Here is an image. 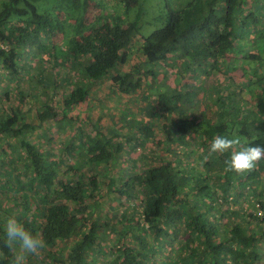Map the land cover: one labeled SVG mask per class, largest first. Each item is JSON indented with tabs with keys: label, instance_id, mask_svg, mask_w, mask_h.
<instances>
[{
	"label": "trees",
	"instance_id": "1",
	"mask_svg": "<svg viewBox=\"0 0 264 264\" xmlns=\"http://www.w3.org/2000/svg\"><path fill=\"white\" fill-rule=\"evenodd\" d=\"M65 3L75 16L56 11ZM164 70L174 87L158 81ZM27 73L29 84L13 83ZM0 76V264H264V159L236 173L225 171L231 150L208 151L217 135L264 147V0H5ZM142 87L146 122L129 111ZM201 90L209 104L195 103ZM113 94L129 100L122 139L92 117H65L72 136L41 145L64 127L54 104L65 112ZM157 105L161 160L128 173ZM8 216L43 247L6 246Z\"/></svg>",
	"mask_w": 264,
	"mask_h": 264
},
{
	"label": "rangeland",
	"instance_id": "2",
	"mask_svg": "<svg viewBox=\"0 0 264 264\" xmlns=\"http://www.w3.org/2000/svg\"><path fill=\"white\" fill-rule=\"evenodd\" d=\"M3 1H5V0H0V8H1V5H2ZM50 6H51V4H50ZM60 10L61 11H66L67 13H71L74 16H75V14L77 12L76 9L73 8V6L67 5L66 3L60 5L56 9V11H60ZM89 11L90 10H88V12ZM58 40H61V38L58 39ZM134 51L135 50H132L133 53H134ZM36 61H38V60H36ZM36 61L33 64H35ZM42 61H43V59H42ZM129 63H131V60H129ZM62 66H63V68H62L61 72L65 73L66 69L64 68V66H67V62L64 61L62 63ZM128 68H129V66L125 65L123 67L122 71L128 70ZM74 71L75 70L72 69V73L71 74H73ZM165 71L168 72V73H166ZM164 74L167 75V77L165 78V84H167V85H169L171 87H174V84L172 82L173 73H172V75H169V71L168 70H164V71H161L159 73L158 81H160V82L163 81L162 78H163ZM28 76H29V73H27L25 75V77H17L16 81L14 80L13 83H16L18 85L20 83H27L28 82ZM0 78H1V76H0ZM6 79L7 78H5V80L3 79L2 81H0V89L2 88L1 87L2 83H6ZM36 81H37V79L32 81L31 83H33V82L35 83ZM109 82L110 81L107 80V79L106 80H101L100 83L96 87L98 89H96L95 93L97 95H100L101 92H102V87H107L108 84H110ZM27 84H29V83H27ZM179 88L184 90V88H181V87H179ZM201 88H204V85ZM191 89H193V87ZM143 90H144V87H142V89H140V90H137L138 91V98L141 96ZM59 91L61 93H63L62 92V87L59 88ZM201 91L202 92H201V94L198 95V99L195 100L197 102H195V103H197L198 105H200L202 103L209 104L210 101L212 100V97H209L208 94H205L203 92V90H201ZM178 92H180V91H178ZM26 96L30 98V101L36 100V94L33 97V95H29V93H26ZM116 96H117L116 94L109 95L107 97L108 99L101 100L100 104H99V102H97V100H92V102L89 103V104H91V107L87 106V105H89V104H87V102H81V104H78L74 108L69 109L68 111H65V112L61 111V110L60 111H58V110L56 111V106L54 104V106L51 109V111L54 113V119L59 121L61 124H63L64 127L58 128V129L56 128L55 131L51 130L53 132V135H52V139L50 141L51 142L50 144L48 142L46 143L45 140L42 141V139H40L39 142L42 143L41 145L52 146L53 150H56V147L58 148L59 144L62 145L64 142H66V140L69 137L72 136L71 134H73L75 130L69 129L68 127H66L68 121L65 120V117L67 119L71 120V121H73L76 118H78L79 120H84V119H86V117H92L94 119L95 123L97 124L98 128L99 127L101 128V126L104 127L105 130L107 131V133H110L111 129L116 128L118 130V132H120L119 133L120 134L119 137H121V138H118V139H122L123 138V133H130L131 132V127L125 122V119L124 120L122 119L123 118L122 116H123L124 110H125L124 106L125 105L126 106L129 105V100H128V97H126L125 95H121V97L119 99H117ZM55 98H56L55 100H57L58 96H56ZM205 98H207V100ZM208 99H211V100H208ZM204 100H206V101H204ZM5 102H7V101L5 100ZM5 102H4V104H6ZM145 103H146V101L142 100L141 97H140V99L138 100V103L132 104L130 106V109H129L130 113H133L136 116V118H140V120H142L143 122H146L147 117L142 115V110L139 109V107H142ZM155 103H157V102L155 101ZM28 105H29L28 102L23 104V106H22L23 111L27 110ZM157 107H158V105H157ZM158 108H159V112H161V118L154 119L155 122L153 121V119H151L149 121L150 122L149 124H150V126L152 128V131H153V137L148 138L147 141L144 143V145L139 147L136 150V152H140L142 154L144 153L146 155H145V157L137 156L136 153L133 152L132 153V157L135 158L136 160L133 162L134 165L131 164L128 167L129 168L128 169V173H130L131 170H132L131 166H133L136 171L139 170L140 169V164L141 163L145 164V162H147V160L149 159L147 156H149L150 159H152V161H154V162H158L159 160H161L160 157H162V154H161L160 150L158 148L153 149L155 143L157 144V142L159 140H162L165 137V134H163L165 132L161 128L162 125L164 124V121H165V118H162V116H164V110L161 107H158ZM188 109H190V108H188ZM197 110H198V108H197ZM98 116H100V118H98ZM152 121H153V124H151ZM143 122H141V125L145 124ZM74 123H76V122H74ZM69 125H70V123H69ZM89 127H90V125H88V128ZM37 130L39 132L42 131L43 130V126L40 125L37 128ZM172 130H174V129H172ZM140 138H142V137H140ZM185 139L187 140V137ZM188 143H190V141H187L186 143L181 144V145L187 147ZM174 148H177V149L172 154L173 158H176V159H179V160L181 158L183 159L184 156L181 155L180 151H179V149L181 148L180 144L179 145L177 144L176 147H174ZM190 155H192V154H190ZM196 159H197V157L195 158V156H193V158L192 159L190 158L189 160L191 162L198 163V161ZM189 160L188 159H184V165L185 166H187V164L190 163ZM104 204L108 207V209L111 212H115L116 210H123V207H121V206L116 207L115 206L116 205V201L115 200H107L106 199V200H104ZM224 221L226 222V218L225 217L223 218L222 222H224Z\"/></svg>",
	"mask_w": 264,
	"mask_h": 264
},
{
	"label": "clouds",
	"instance_id": "3",
	"mask_svg": "<svg viewBox=\"0 0 264 264\" xmlns=\"http://www.w3.org/2000/svg\"><path fill=\"white\" fill-rule=\"evenodd\" d=\"M231 150V155L224 161L225 171L244 173L253 170L264 159V147L259 145L241 146L239 136L217 135L209 145V154L224 153ZM5 244L8 247L19 245L23 253H35L43 247V240L26 230L14 216H8L4 225Z\"/></svg>",
	"mask_w": 264,
	"mask_h": 264
}]
</instances>
